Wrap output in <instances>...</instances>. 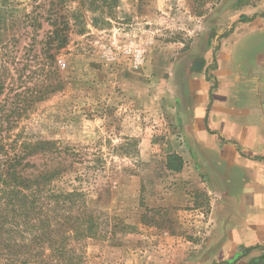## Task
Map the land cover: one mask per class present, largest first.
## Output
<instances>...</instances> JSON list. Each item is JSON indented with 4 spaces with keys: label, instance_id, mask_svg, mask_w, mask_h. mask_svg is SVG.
I'll list each match as a JSON object with an SVG mask.
<instances>
[{
    "label": "rangeland",
    "instance_id": "rangeland-1",
    "mask_svg": "<svg viewBox=\"0 0 264 264\" xmlns=\"http://www.w3.org/2000/svg\"><path fill=\"white\" fill-rule=\"evenodd\" d=\"M49 1L0 6V48L14 38L31 70L38 46L24 58L33 29L23 15L42 5L41 38ZM79 14L56 60L61 88L24 124L74 153L64 182L86 192L99 223L84 241L85 264H184L205 242L209 211L194 169L167 167L176 163L168 157L177 155L189 76L212 80L228 46L237 74L264 78V0H117L111 12Z\"/></svg>",
    "mask_w": 264,
    "mask_h": 264
},
{
    "label": "trees",
    "instance_id": "trees-1",
    "mask_svg": "<svg viewBox=\"0 0 264 264\" xmlns=\"http://www.w3.org/2000/svg\"><path fill=\"white\" fill-rule=\"evenodd\" d=\"M73 2L76 6L71 8ZM5 3L7 0H0V6ZM116 3L50 0L44 10L50 29L39 39L36 31L42 27V5L25 13L22 23L33 31L31 36L23 33L30 36L24 58L28 59L32 47L38 46L35 70L15 55L14 38L0 48V255L5 264H85L84 241L96 236L99 223L86 192L64 182L74 153L55 140L36 136L24 122L37 103L61 88L56 60L68 43L70 20L80 17L81 8L111 12ZM32 73L38 79L30 84ZM171 157L176 163L168 161L167 167L180 170L182 157L171 155L169 160Z\"/></svg>",
    "mask_w": 264,
    "mask_h": 264
},
{
    "label": "crops",
    "instance_id": "crops-1",
    "mask_svg": "<svg viewBox=\"0 0 264 264\" xmlns=\"http://www.w3.org/2000/svg\"><path fill=\"white\" fill-rule=\"evenodd\" d=\"M221 48L213 79L190 75L180 106L175 152L209 206L205 242L184 264H264V78L237 74Z\"/></svg>",
    "mask_w": 264,
    "mask_h": 264
}]
</instances>
